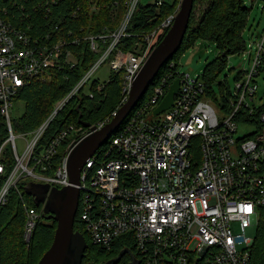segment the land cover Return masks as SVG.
<instances>
[{
  "label": "built area",
  "instance_id": "1",
  "mask_svg": "<svg viewBox=\"0 0 264 264\" xmlns=\"http://www.w3.org/2000/svg\"><path fill=\"white\" fill-rule=\"evenodd\" d=\"M139 4L140 0L124 1L125 13L117 30L71 40L55 31L34 36L7 18L6 7L0 5V114L8 132L0 156L9 144L15 160L0 184V208L22 179L50 188L70 184L68 157L93 133L90 128L69 125L37 155L36 147L73 97L82 90L94 97L93 91L84 89L100 67L107 64L110 73L122 72V104L126 102L136 76L177 14L169 15L151 32L135 34L131 24ZM18 5L24 9L23 2ZM127 38H134L133 45L120 50V41ZM81 41L98 58L38 128L18 134L25 142L19 153L11 118L15 95L33 79L46 80L52 70L75 67ZM252 45L249 69L238 76L234 92L222 96L221 116L215 109L217 99L207 94L202 77L193 78L178 69L171 80L173 75L160 77L148 100L112 139L109 148L117 155L109 158L108 152L96 165L98 150L86 161L78 186L79 210L90 245L108 251L119 237L127 236L135 244L139 264H250L254 239L246 237V231L256 227L264 213V107L253 105L257 79L264 70V33ZM97 80L99 90L105 84ZM175 80H179V90L164 111L165 118L146 123L143 116L162 102ZM105 124L94 127L98 130ZM240 127L254 131L237 137ZM62 146L53 174H41L39 170L51 167ZM4 171L0 162V177ZM22 208L26 217L23 240L29 247L44 214L42 208L25 202Z\"/></svg>",
  "mask_w": 264,
  "mask_h": 264
},
{
  "label": "trees",
  "instance_id": "2",
  "mask_svg": "<svg viewBox=\"0 0 264 264\" xmlns=\"http://www.w3.org/2000/svg\"><path fill=\"white\" fill-rule=\"evenodd\" d=\"M125 0H0V5L6 7V17L17 23L34 36L54 32L71 40L77 36L80 38L88 35H97L104 32L115 31L121 23L125 13ZM24 3V9L19 8V3ZM159 2V1H158ZM157 2V3H158ZM181 0H173L172 3L161 2L160 5H141L132 19V28L135 34L147 33L155 30L169 15L178 11ZM17 3V5H14ZM34 4L38 7L34 8ZM116 4V7H115ZM34 8V11H33ZM249 8L244 0H194L189 26L179 51L167 61L160 69L158 75L152 81L147 93L137 103L135 108L122 121L120 126L105 141L97 154L96 165L104 160L106 153L110 152L109 158L116 156L117 152L110 151L109 145L112 139L119 135L131 115L148 100L153 88L157 85L160 77L168 74L174 77L179 69L181 57L199 41L214 44L218 57L208 63L201 75L207 94L214 97L215 80L225 68L229 56L244 53L247 44L244 39V31L247 27ZM69 33V34H68ZM132 36V35H131ZM134 38L120 41L118 48L128 50L134 43ZM78 63L75 67H67L62 70H52L46 80L33 79L20 89L13 101L23 104L24 112L21 116L12 120L14 132L29 133L38 128L53 110L54 104L65 97L78 83L90 65L98 58V54L88 49V44L81 41L76 50ZM174 63L173 69L169 65ZM123 74L110 73L108 79L103 81L105 85L97 90L95 80L86 87L93 91L94 97L89 98L80 92L79 96L73 97L52 121L36 147L35 154L45 148L56 134L69 125L84 127L78 121L89 123L91 126L98 122L113 118L112 114L122 104V80ZM221 88V98L223 87ZM84 89V90H85ZM8 137L4 117L0 114V146ZM63 147L51 160V167L41 174H53L59 163ZM113 154V156H112ZM0 162L5 171L0 177V184L4 182L12 171L15 160L9 144H5ZM29 182L22 179L17 182V188H12L8 195L5 206L0 208V264H37L43 254L49 249L56 229V223L43 218L34 231L29 247L23 240V227L25 213L22 204L25 202L29 207L40 210L33 204L32 198L23 191V186ZM74 230L84 235L88 244L85 251L83 264H96L108 259L116 258L118 254L128 249L138 260L139 254L135 244L127 236L119 237L112 249L105 251L90 245L88 234L80 222V210L74 222ZM250 264H264V213L256 226V236L250 248ZM129 257L125 255L117 264H128Z\"/></svg>",
  "mask_w": 264,
  "mask_h": 264
},
{
  "label": "water",
  "instance_id": "3",
  "mask_svg": "<svg viewBox=\"0 0 264 264\" xmlns=\"http://www.w3.org/2000/svg\"><path fill=\"white\" fill-rule=\"evenodd\" d=\"M193 2L194 0H181L172 26L143 64L132 83L126 102L117 110L111 121L98 130L89 123L78 121L84 127L90 128L93 133L79 142L68 157L67 170L70 184L63 188H50L49 184L29 181L23 186L24 193L32 198L33 204L42 208L44 219L56 223L53 241L37 264H83L88 244L84 235L74 230L79 208L78 186L81 171L86 161L95 155L147 93L162 66L181 48L188 30ZM178 90L179 80H175L162 102L152 111V115L157 116L169 109ZM125 254L131 257L129 264H139L128 249L122 250L116 258L103 264H117Z\"/></svg>",
  "mask_w": 264,
  "mask_h": 264
},
{
  "label": "rangeland",
  "instance_id": "4",
  "mask_svg": "<svg viewBox=\"0 0 264 264\" xmlns=\"http://www.w3.org/2000/svg\"><path fill=\"white\" fill-rule=\"evenodd\" d=\"M158 1H163L165 3H172L173 0H140L141 5H155ZM246 7L249 8V17L247 27L244 31V39L247 44V51L235 55L229 56L226 60L225 68L223 71L217 76L215 80L214 90L215 97L217 99L218 104L215 106L216 112L221 116V112L218 110V106L222 104L221 96V88L219 85L223 87V95L227 93H233L235 90L236 80L242 71H246L249 69L248 61H249V53L254 52V48L252 45L256 39L257 35L264 33V0H244ZM119 27V26H118ZM118 29V28H117ZM116 29V30H117ZM252 46V49H251ZM218 57L217 50L214 44L206 41H199L195 44V46L188 50L179 61V70L181 73H188L191 77H201L203 74V70L208 63H211ZM110 70L107 64L100 67L93 75L92 81L100 79L107 80L109 76ZM258 90L255 95V100L253 101V105L257 108L264 107V70L262 71L260 77L257 79ZM86 92V89L84 90ZM24 112L23 104L21 102L13 101V107L11 109V118L14 120L15 118L21 116ZM165 118V112L153 116L152 112H148L143 116V120L146 123H153L162 121ZM108 119L103 122L98 123H107ZM254 131V128L248 127L243 128L240 127L237 133V137L248 135ZM17 135L16 145L19 153L24 149L25 142L22 138ZM256 236V227L255 225L250 226L246 231V237L250 239H254Z\"/></svg>",
  "mask_w": 264,
  "mask_h": 264
},
{
  "label": "flooded vegetation",
  "instance_id": "5",
  "mask_svg": "<svg viewBox=\"0 0 264 264\" xmlns=\"http://www.w3.org/2000/svg\"><path fill=\"white\" fill-rule=\"evenodd\" d=\"M125 255H127L128 257H129V261H128V264L130 263V260H131V257H130V255L129 254H125ZM124 255V256H125ZM133 255V254H132ZM123 256V257H124ZM112 259H114V258H112ZM109 260H111V259H108V260H105V261H102V262H99V263H96V264H103V263H106L107 261H109Z\"/></svg>",
  "mask_w": 264,
  "mask_h": 264
},
{
  "label": "crops",
  "instance_id": "6",
  "mask_svg": "<svg viewBox=\"0 0 264 264\" xmlns=\"http://www.w3.org/2000/svg\"><path fill=\"white\" fill-rule=\"evenodd\" d=\"M160 2H163V1H160Z\"/></svg>",
  "mask_w": 264,
  "mask_h": 264
}]
</instances>
